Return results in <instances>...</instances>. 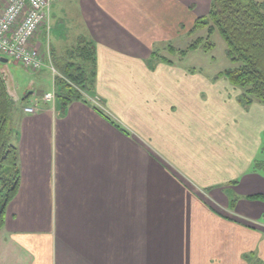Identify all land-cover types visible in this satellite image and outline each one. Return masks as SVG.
<instances>
[{
  "label": "crops",
  "instance_id": "obj_1",
  "mask_svg": "<svg viewBox=\"0 0 264 264\" xmlns=\"http://www.w3.org/2000/svg\"><path fill=\"white\" fill-rule=\"evenodd\" d=\"M210 4H51L48 31L91 48L93 76L84 101H45L53 60L81 58L40 54L49 91L9 120L19 185L0 264H264V104L240 105L239 89L185 66L187 55L152 56L191 39Z\"/></svg>",
  "mask_w": 264,
  "mask_h": 264
},
{
  "label": "trees",
  "instance_id": "obj_2",
  "mask_svg": "<svg viewBox=\"0 0 264 264\" xmlns=\"http://www.w3.org/2000/svg\"><path fill=\"white\" fill-rule=\"evenodd\" d=\"M198 30H205L204 36L196 38L186 50L180 51L181 57L195 50L207 53L214 46L211 36L217 32L225 43L226 59L234 65L219 76L242 90L237 97L240 105L264 104L263 6L256 0H211L207 15L195 19L190 35ZM91 51L87 47L78 48L72 53L81 58L80 62L58 60L57 68L53 65L56 70L55 98L62 100V106L71 101H84L88 81L93 76L86 73L92 64ZM13 106L0 73V229L4 225L6 207L15 197L19 185L16 137L8 121ZM257 167L264 168L261 165ZM249 199L263 200L260 196Z\"/></svg>",
  "mask_w": 264,
  "mask_h": 264
},
{
  "label": "rangeland",
  "instance_id": "obj_3",
  "mask_svg": "<svg viewBox=\"0 0 264 264\" xmlns=\"http://www.w3.org/2000/svg\"><path fill=\"white\" fill-rule=\"evenodd\" d=\"M259 2L264 9V0H256ZM43 30V27L40 29ZM191 31V29H190ZM189 31V33H190ZM205 30H198L196 33H193L190 35L192 37L191 39H186V42L183 43H177L176 45H168L167 49L164 48L159 49L156 52L152 53V56L159 58L165 62L173 61L178 62L180 60L181 55L180 51L186 50L188 46L196 40V38L201 37L200 35L204 34ZM211 41L213 43V48L209 50L207 53H203L199 50L190 51L187 53V57L184 59L183 64L185 66H190L195 69H200L202 72H205L209 75H215V79H224L223 77L219 76V73L223 72L226 69H231L234 67L233 64H231L225 56V50L226 46L223 40L220 38L219 34L215 32L211 36ZM36 43H39L38 46ZM36 50L39 53V56L42 51L44 53H50L51 49H53V53L55 54V57L62 56L67 57V53L74 51L69 50L70 45L68 44H61L58 41L54 40V37L52 35V32H49L46 34V31L44 30V34L40 37H38L37 41L33 43ZM77 53V52H74ZM53 54V58H54ZM6 63L0 64V73L2 74L4 78V82L6 83V90L10 98L14 102V106L11 110V114L9 116V120L13 115L18 114L21 112L23 102L26 101L27 97L31 98L29 95L30 93L34 94L33 97L37 96L36 92H45L46 89L49 91L50 86V79L43 80V78L37 77L35 74L39 71H29L24 68H22L20 65H17V63L13 62L12 59H7ZM53 65L56 67L57 59L53 60ZM57 68V67H56ZM192 68V69H193ZM227 81V80H226ZM240 90V94L242 93V90L240 88H237ZM32 97V100L34 99ZM36 113V111L34 112ZM8 120V121H9Z\"/></svg>",
  "mask_w": 264,
  "mask_h": 264
},
{
  "label": "built area",
  "instance_id": "obj_4",
  "mask_svg": "<svg viewBox=\"0 0 264 264\" xmlns=\"http://www.w3.org/2000/svg\"><path fill=\"white\" fill-rule=\"evenodd\" d=\"M56 0H0V55L12 59L22 67L39 71L43 61L32 44L42 27L48 29L50 7ZM52 74L55 71L51 69ZM54 94L44 100L53 101ZM25 113L33 114L27 107Z\"/></svg>",
  "mask_w": 264,
  "mask_h": 264
},
{
  "label": "water",
  "instance_id": "obj_5",
  "mask_svg": "<svg viewBox=\"0 0 264 264\" xmlns=\"http://www.w3.org/2000/svg\"><path fill=\"white\" fill-rule=\"evenodd\" d=\"M0 62H1V63H6V62H7V60H6V59H4V58H0Z\"/></svg>",
  "mask_w": 264,
  "mask_h": 264
}]
</instances>
